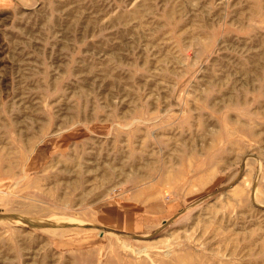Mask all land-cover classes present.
Returning a JSON list of instances; mask_svg holds the SVG:
<instances>
[{"label":"rangeland","instance_id":"rangeland-1","mask_svg":"<svg viewBox=\"0 0 264 264\" xmlns=\"http://www.w3.org/2000/svg\"><path fill=\"white\" fill-rule=\"evenodd\" d=\"M0 264H264V0H0Z\"/></svg>","mask_w":264,"mask_h":264}]
</instances>
